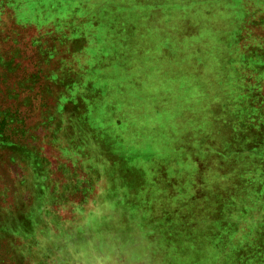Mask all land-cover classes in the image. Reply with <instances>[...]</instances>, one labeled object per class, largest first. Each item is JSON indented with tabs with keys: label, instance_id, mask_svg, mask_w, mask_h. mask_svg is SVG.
Returning <instances> with one entry per match:
<instances>
[{
	"label": "crops",
	"instance_id": "1",
	"mask_svg": "<svg viewBox=\"0 0 264 264\" xmlns=\"http://www.w3.org/2000/svg\"><path fill=\"white\" fill-rule=\"evenodd\" d=\"M136 1L132 9L121 1L116 7L119 14L149 16L120 24L132 30L123 39L133 43L134 65L149 60V67L134 68L132 83L125 74L116 89L119 100L111 103L114 114L94 129L84 119L85 138L96 137L100 146L83 155L85 173L112 192L117 205L134 210V222L126 209L115 216L117 228L105 230L104 238H111L115 255L99 257L104 264H264L255 255L264 247L243 246L248 255H239L243 239L248 242L257 229L264 234V129L247 112L250 105L256 112L251 103H257L255 94H264V34L255 32L264 30V0H198L199 9L190 7L196 6L193 0ZM201 24L211 46L218 29L223 36L214 40L207 59ZM186 65L200 70L208 84L197 88L201 101L190 107L202 114L192 118L182 98L188 86L173 88ZM155 83L159 93L152 92ZM121 125L125 143L133 147L121 145V132L113 129ZM144 126L155 135L148 141ZM126 127L133 134L139 127V133L129 137ZM137 221L144 227L135 228Z\"/></svg>",
	"mask_w": 264,
	"mask_h": 264
},
{
	"label": "rangeland",
	"instance_id": "2",
	"mask_svg": "<svg viewBox=\"0 0 264 264\" xmlns=\"http://www.w3.org/2000/svg\"><path fill=\"white\" fill-rule=\"evenodd\" d=\"M118 1L132 9L133 0H0V264H20L21 255L25 264H104L99 255H115L105 230L117 228L120 210L126 209L134 222V210L117 205L113 193L106 194L85 173L83 157L95 151L93 144L100 148L96 137L91 142L85 138L84 119L94 129L114 114L111 103L119 100L116 89L125 74L132 83L131 71L150 64L142 60L134 65L133 43L123 39L132 30L120 25L149 16L143 18L141 11L119 14ZM199 33L206 41L202 56L207 59L222 32L218 29L212 46L203 24ZM227 39H232L229 29ZM253 43L251 51L256 52L260 42ZM202 65L207 68L208 60ZM187 70L186 65L173 78V88L188 86L182 98L192 118L202 114L190 107L201 101L197 88L208 84L200 70ZM158 88L155 83L152 92L159 93ZM255 96L257 103L251 104L258 113L251 105L247 112L264 129V94ZM144 127L148 141L155 135ZM113 129L121 132V145L133 147L125 143L123 125ZM139 129L133 134L126 127V134L134 138ZM134 227H144L143 222ZM257 230L248 242L243 237L240 256L248 255L243 246L254 251L264 247V234ZM255 255L263 258L264 252Z\"/></svg>",
	"mask_w": 264,
	"mask_h": 264
}]
</instances>
